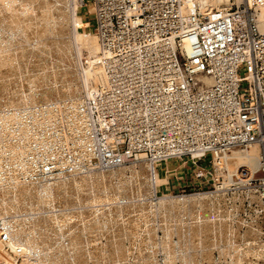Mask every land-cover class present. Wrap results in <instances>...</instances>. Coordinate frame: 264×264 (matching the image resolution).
<instances>
[{"label":"built area","instance_id":"built-area-1","mask_svg":"<svg viewBox=\"0 0 264 264\" xmlns=\"http://www.w3.org/2000/svg\"><path fill=\"white\" fill-rule=\"evenodd\" d=\"M67 1L91 18L98 77L76 101L0 106V142L21 148L14 160L1 149L2 168L48 183L177 161L191 167L180 189L216 193L264 248V0ZM251 146L258 166L229 172ZM10 225L0 219V264H22Z\"/></svg>","mask_w":264,"mask_h":264},{"label":"bare ground","instance_id":"bare-ground-1","mask_svg":"<svg viewBox=\"0 0 264 264\" xmlns=\"http://www.w3.org/2000/svg\"><path fill=\"white\" fill-rule=\"evenodd\" d=\"M77 11L67 0H0V33H10L6 39L0 35V106L76 101L81 93L92 90L99 68L91 57L99 47L95 34L84 31ZM76 48L85 49L92 59L82 69V88L75 83V65L70 58ZM35 53L55 54L54 59L41 60L42 69L52 65L50 72H27L40 61L31 59L39 57ZM12 73L20 74L23 84L19 85L25 91L10 86ZM49 78L54 82L48 83ZM6 143L0 142V151L5 148L13 154L11 159H16L20 152L15 150L21 148ZM260 157L257 146L233 150L227 169L235 173L243 167L252 172ZM2 158L0 154V219L9 218L11 244L24 251L22 264H261L264 260L262 230L236 218L216 193L158 198V211L165 222L160 250L153 229L144 232L137 229L136 220H122L130 208L152 211L154 203L144 197L149 198L152 191L156 193V186L167 182L157 171L152 174L144 159L127 167L130 176L124 174V167H117L35 183L22 180L14 170H4ZM135 195L143 201L129 203V197ZM76 204H84L87 210L66 211ZM146 217L141 214L140 220ZM171 221L177 225L169 227ZM171 234L177 235V240L171 239ZM103 237L105 243L99 242ZM249 254L254 260L247 259Z\"/></svg>","mask_w":264,"mask_h":264},{"label":"rangeland","instance_id":"rangeland-1","mask_svg":"<svg viewBox=\"0 0 264 264\" xmlns=\"http://www.w3.org/2000/svg\"><path fill=\"white\" fill-rule=\"evenodd\" d=\"M85 10L83 9L82 11H81V23H82V25H83V27L85 28V30L84 29H82V30H84V31H87L88 33H94L93 32V28H92V22H91V18H90V16L89 15H87L85 12H84ZM86 26V27H85ZM1 33H2V35H1ZM0 33V35L2 36V38L3 39H6L9 35H10V33L9 32H7L6 33V31H4V32H1ZM4 36H6V37H4ZM31 48V47H30ZM30 48L28 47V49H27V52H29L30 51ZM29 50V51H28ZM31 50H33V49H31ZM37 52V51H36ZM77 52V53H76ZM75 53V54H74ZM78 53H79V55H78ZM36 55H39V57H32L31 59L33 60H39L40 59V64H39V62L38 63H36V62H34L33 63V65H31V67H30V69L27 71L29 74L32 72V73H36L37 71L38 72H41V71H46V72H50L51 70H52V65L51 64H47L48 65V67L47 68H44V69H42L41 67H42V65H41V60H51V59H54L55 58V54L54 53H45V54H43V55H40L39 53H35ZM45 56V57H44ZM51 56V57H50ZM79 56V57H78ZM53 57V58H52ZM46 58V59H45ZM70 58L72 59V62H73V65H75L74 66V79H75V83L78 85V86H80L81 85V81H82V69L83 68H86V66L88 65V63H87V60L88 59H90V58H88V54H87V52H86V50L85 49H83V50H77V48L75 49V51H74V49H73V52H71V56H70ZM91 58H93V57H91ZM74 60V61H73ZM90 60H92V59H90ZM41 65V66H40ZM46 65V66H47ZM36 66V67H35ZM31 70V71H30ZM50 70V71H49ZM78 73L79 71H80V74L78 73V75H77V73ZM31 73V74H32ZM15 74V75H14ZM17 75V76H16ZM11 78H12V84L10 85L11 87H13V88H20L21 90L22 89H24V91H25V88H21L20 87V85H22L23 84V82H21V80H22V78H21V76H20V74H18V73H12L11 75ZM81 76V77H80ZM14 78V79H13ZM79 78H81V79H79ZM21 79V80H20ZM50 79V80H49ZM48 79V83L50 82V83H52V82H54L53 81V78H49ZM73 79V80H74ZM18 80V81H17ZM52 80V81H51ZM21 82V83H20ZM15 84V85H14ZM20 84V85H19ZM57 84H59V82L57 83ZM19 85V86H18ZM25 86V85H24ZM79 88H82L81 86L79 87ZM82 91V90H81ZM5 92V91H4ZM3 92V93H4ZM23 93H25V92H23ZM41 102V101H40ZM143 160H138V161H135V162H131V163H128V164H125V165H122V166H118V167H124V170H123V172H124V174L125 175H127V176H130V173H129V168H127V167H129V166H131V165H133L134 163H139V162H142ZM172 163V165L171 166H178V165H180L179 163L180 162H177V161H172L171 162ZM204 164V163H203ZM111 169H113V168H111ZM114 169H117V167H115ZM95 171H101V170H95ZM190 171H191V167H190V165H188V166H186V167H181V166H178V169H177V173L180 175V176H182L183 178H185V176H190ZM110 179L109 180H111L113 183H115L116 182V179L114 178V177H109ZM152 181V180H151ZM135 186V185H134ZM193 193H188V192H186L185 190H181L180 189V187H174L173 189H171V190H169V189H167V190H163V191H161L160 190V188L159 187H156V193H153V191H152V194H150L149 195V198H146V197H144V199L143 200H149V201H151L152 203H154L153 204V208H152V211L151 210H149L148 208H146L145 210H140L139 208L138 209H133V208H130L129 210H127V212H124V214H123V217L121 218L122 220H127V221H129V220H136L137 221V223H138V230H143L144 232L147 230V228H150V229H153V231H154V235L156 236L155 238L157 239H155L156 240V243L158 244L157 245V248H158V246H159V242H160V238L162 237V235H163V230H164V228L162 227V225L165 223L164 222V218H163V214L161 213L160 214V212L158 211V207H157V200H158V198H160V197H163L164 195H173V196H177V195H192ZM195 194H198V193H196L195 192ZM82 196V195H81ZM137 196V197H136ZM140 197V196H139ZM138 197V195H135V197L134 196H132L131 197V199H130V197H129V203L130 202H136V200H138L140 203L143 201V200H141L140 198ZM135 199V200H134ZM123 203H126V202H123ZM137 203V202H136ZM59 205V204H58ZM62 206H63V203H62ZM59 208H61V206H59ZM83 208V209H82ZM66 209V211H67V209L69 210L68 212H71V211H73L74 212V210L75 211H79V210H83V212H85V210L84 209H86L85 207H84V204H76V205H73V206H69V208L68 207H66L65 208ZM64 209V210H65ZM87 210V209H86ZM85 214V213H84ZM141 214H146V219H145V221H141L140 220V215ZM77 221L79 222L80 221V219H77ZM171 224L174 226L175 224L177 225V222H175V223H173L172 221L170 222V224H169V227H171ZM254 224H256V223H254ZM179 225V224H178ZM259 228H260V226L258 225V224H256ZM180 226V225H179ZM172 228V227H171ZM261 229V228H260ZM240 232L242 233L243 232V228L241 227L240 228ZM172 235V237H170L171 239H173V240H177V235H174V234H171ZM99 242H101V243H105V239H104V237L103 238H101L100 239V241ZM156 248V249H157ZM159 250H160V248H158ZM159 250H157L158 252H159ZM157 255V258L158 259H161L162 258V255H161V253L159 252V253H157L156 254ZM214 256L217 258V253L216 252H214ZM247 259L248 260H254V257H252L250 254L247 256ZM262 260L260 261V263L262 264ZM178 264V263H177Z\"/></svg>","mask_w":264,"mask_h":264},{"label":"crops","instance_id":"crops-1","mask_svg":"<svg viewBox=\"0 0 264 264\" xmlns=\"http://www.w3.org/2000/svg\"><path fill=\"white\" fill-rule=\"evenodd\" d=\"M172 163L160 164L157 168L160 177L167 179V182L163 186H159L160 190H171L174 187H181L184 185L185 179L177 173L178 166H171Z\"/></svg>","mask_w":264,"mask_h":264}]
</instances>
